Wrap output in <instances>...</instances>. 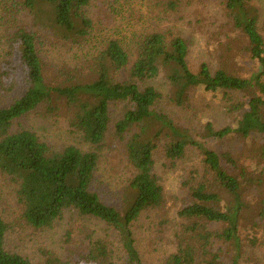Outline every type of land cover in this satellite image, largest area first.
Returning a JSON list of instances; mask_svg holds the SVG:
<instances>
[{
    "label": "trees",
    "instance_id": "16d2710c",
    "mask_svg": "<svg viewBox=\"0 0 264 264\" xmlns=\"http://www.w3.org/2000/svg\"><path fill=\"white\" fill-rule=\"evenodd\" d=\"M22 11L32 19L31 28L19 27L9 39L10 54L16 55L14 73L22 81L23 91L8 107L0 108V170L16 186L22 206V221L35 230L51 229L67 211L80 217L97 218L118 233V245L104 238L90 236L85 264H145L136 245L133 223L145 210L165 205V193L155 172V154L160 141L169 159L185 156L190 147L203 155L205 178L192 186V202L179 214L186 223L178 236V250L166 264H227L221 259L219 243L235 248L231 264H240L238 226L247 185L253 181L230 153H219L194 137L188 128L177 125L156 110L161 97L150 84L162 70L173 88L172 99L181 106L189 103L193 88L224 93L237 92L246 101L232 108L244 112L236 128L216 129L207 124L203 138H224L237 133L248 138L264 133V36L259 26V9L251 0H227L233 24L248 40L251 57L261 70L242 76L226 65L212 69L202 63L198 71L190 66V43L182 34L155 31L136 41L131 52L120 39H110L84 68L62 71L65 83L48 82V65L39 50L40 32L45 30L69 43H81L90 34L92 19L84 7L90 0H18ZM180 0H162L165 9L175 11ZM123 104L113 133L126 138L129 159L136 169L129 184L122 210L106 204L93 189L100 149L111 131V107ZM44 109L57 113L65 109L71 124L95 148L85 152L77 146L52 148L21 120ZM223 161L237 169L230 172ZM220 228H212L213 224ZM11 224L0 214V264H34L28 257L7 248ZM221 241V242H220ZM118 249L122 251L120 258ZM47 259L39 264H59V259L45 251Z\"/></svg>",
    "mask_w": 264,
    "mask_h": 264
},
{
    "label": "rangeland",
    "instance_id": "374dc122",
    "mask_svg": "<svg viewBox=\"0 0 264 264\" xmlns=\"http://www.w3.org/2000/svg\"><path fill=\"white\" fill-rule=\"evenodd\" d=\"M259 9V26L264 36V0H251ZM162 0H90L84 7L92 19L90 34L81 43H69L39 30V50L48 65V82H66L62 71L84 68L86 61L102 50L110 39L118 38L134 52L139 37L155 31L180 33L190 43V66L198 71L202 63L212 69L226 65L245 77L261 70L259 62L251 57L248 40L234 24L227 8V0H180L177 10L165 9ZM32 26V19L22 11L18 0H0V108L8 107L20 97L22 81L15 76L16 55H11L9 39L19 27ZM14 60L15 62H12ZM264 81V76H263ZM161 93L156 110L170 116L174 122L188 128L197 139L219 153H230L238 163V171H244L253 181L247 185L244 201L246 207L238 226L240 239V264H264V133H254L245 138L232 133L224 138H203L207 124L216 129L236 128L244 110H234L233 103L244 102L241 93L222 90L214 92L193 88L189 103L181 106L172 99L173 88L166 71L149 82ZM123 112V104L111 107V131L104 145L97 150L99 162L93 189L102 200L122 210L131 179L136 169L131 163L126 138H118L114 125ZM21 124L36 132L52 148L61 150L74 145L85 152L95 148L83 134L71 124L65 109L47 113L44 109L30 113ZM163 141L156 151L155 172L164 188L165 205L143 211L133 223L136 245L145 264H166L178 250V236L186 223L179 211L192 202V186L203 180L204 157L190 147L185 156L169 159ZM230 172L237 169L223 161ZM22 206L18 202L16 186L0 170V214L11 228L7 235V248L28 257L34 264L44 262L45 251L59 259V264H85L83 256L88 251L89 238H104L118 245V233L106 222L97 218L80 217L75 211H67L53 228L35 230L21 218ZM214 229L220 224H213ZM221 242V241H220ZM221 259L231 264L235 248L231 243H219ZM120 258L123 253L118 249ZM120 259L118 264H124Z\"/></svg>",
    "mask_w": 264,
    "mask_h": 264
}]
</instances>
